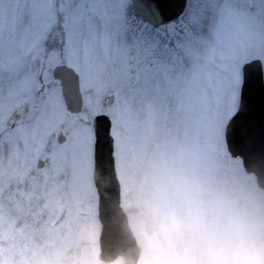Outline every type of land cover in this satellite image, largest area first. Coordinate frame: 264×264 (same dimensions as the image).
Here are the masks:
<instances>
[{"label":"snow or ice","instance_id":"snow-or-ice-1","mask_svg":"<svg viewBox=\"0 0 264 264\" xmlns=\"http://www.w3.org/2000/svg\"><path fill=\"white\" fill-rule=\"evenodd\" d=\"M257 155L264 0H0V163L31 181L26 215L53 248L41 264H94L91 174L107 163L121 207L146 210L140 264L261 261L264 246H232L248 215L233 193ZM251 229L258 240L264 212Z\"/></svg>","mask_w":264,"mask_h":264},{"label":"rangeland","instance_id":"rangeland-1","mask_svg":"<svg viewBox=\"0 0 264 264\" xmlns=\"http://www.w3.org/2000/svg\"><path fill=\"white\" fill-rule=\"evenodd\" d=\"M5 148V152H7V145ZM220 171L225 176L232 175L231 168L221 167ZM91 175L93 179V172ZM34 176L42 179L41 172L35 173ZM130 182L134 184L138 192L141 190L140 186L144 183V179L140 168L136 165L131 168ZM31 192V181L25 178L21 183L15 164L10 166L7 160L0 163V261L3 264H41L42 258L53 251L51 245L45 244L40 226L31 225V218L26 215V200ZM233 196L241 209L248 215L246 216L245 227L233 237L232 246L240 255H250L257 244L264 246V232L259 234L257 240L251 229L253 214L264 212V194L259 190L255 178L246 176L235 186ZM123 208L129 216L130 226L136 236L134 221L146 210L142 204L136 207ZM58 214L61 218L62 216L66 218L70 214V209L65 207L58 210ZM26 223L31 226L24 227ZM75 230L78 235L86 233L88 231L87 222L83 218L77 219ZM100 231L101 229L97 232L98 238ZM99 252L98 239L94 264L100 263ZM113 264H123V260L119 259ZM237 264H264V259L259 262L238 261Z\"/></svg>","mask_w":264,"mask_h":264},{"label":"water","instance_id":"water-1","mask_svg":"<svg viewBox=\"0 0 264 264\" xmlns=\"http://www.w3.org/2000/svg\"><path fill=\"white\" fill-rule=\"evenodd\" d=\"M244 167L248 174L256 176L259 187L264 190V157H247ZM94 181L101 195L100 221L103 227L100 236V261L111 264L122 256L125 264H137L141 248L121 208L119 182L110 163L103 168L97 164Z\"/></svg>","mask_w":264,"mask_h":264},{"label":"flooded vegetation","instance_id":"flooded-vegetation-1","mask_svg":"<svg viewBox=\"0 0 264 264\" xmlns=\"http://www.w3.org/2000/svg\"><path fill=\"white\" fill-rule=\"evenodd\" d=\"M6 149V148H5Z\"/></svg>","mask_w":264,"mask_h":264}]
</instances>
